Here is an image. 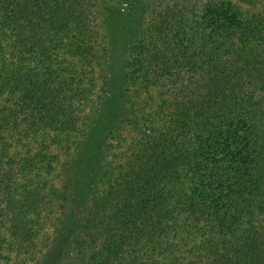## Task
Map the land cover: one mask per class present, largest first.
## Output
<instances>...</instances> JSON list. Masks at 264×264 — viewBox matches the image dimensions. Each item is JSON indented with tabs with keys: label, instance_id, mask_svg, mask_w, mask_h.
<instances>
[{
	"label": "trees",
	"instance_id": "1",
	"mask_svg": "<svg viewBox=\"0 0 264 264\" xmlns=\"http://www.w3.org/2000/svg\"><path fill=\"white\" fill-rule=\"evenodd\" d=\"M2 250L264 264V0H0Z\"/></svg>",
	"mask_w": 264,
	"mask_h": 264
},
{
	"label": "rangeland",
	"instance_id": "2",
	"mask_svg": "<svg viewBox=\"0 0 264 264\" xmlns=\"http://www.w3.org/2000/svg\"><path fill=\"white\" fill-rule=\"evenodd\" d=\"M79 177L82 175L81 172L78 173ZM92 180L91 178H88L85 180L83 179L80 183V191H78V195H79V199L76 201V203L74 204L73 207V216L75 217V219L77 220L81 214H82V210H83V206H84V202H85V198L87 197V185H89V183H91ZM54 183L58 184V180L54 179ZM78 198V196H77ZM4 232V231H3ZM4 237H7V235L5 233H3ZM1 256H0V264H7L6 262V255H5V250H2L1 252ZM10 257H12V254H10Z\"/></svg>",
	"mask_w": 264,
	"mask_h": 264
}]
</instances>
